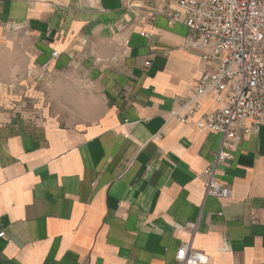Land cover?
I'll return each mask as SVG.
<instances>
[{
    "label": "crops",
    "instance_id": "0c3cea01",
    "mask_svg": "<svg viewBox=\"0 0 264 264\" xmlns=\"http://www.w3.org/2000/svg\"><path fill=\"white\" fill-rule=\"evenodd\" d=\"M39 1L0 0V264H177L185 242L205 264H264V124L217 167L232 196L207 195L222 135L197 120L223 103L173 114L206 67L175 1L95 0L78 21Z\"/></svg>",
    "mask_w": 264,
    "mask_h": 264
},
{
    "label": "built area",
    "instance_id": "2783aa9c",
    "mask_svg": "<svg viewBox=\"0 0 264 264\" xmlns=\"http://www.w3.org/2000/svg\"><path fill=\"white\" fill-rule=\"evenodd\" d=\"M175 3L178 9L168 10L166 15L170 23H183L194 34L191 46L204 50L202 59L206 67L194 97L181 101L186 111L176 110L173 114L186 122L196 112L198 98L208 93L223 103L199 118L197 125L222 135L221 146L203 174L206 194L228 199L233 191L218 180L217 167L234 157L240 129L245 134L259 132L264 124V0H175ZM150 35L141 32V36ZM58 54L57 50L52 52L53 57ZM248 119L252 120V128L244 125ZM175 260L177 264H205L208 256L191 242H185L178 248Z\"/></svg>",
    "mask_w": 264,
    "mask_h": 264
},
{
    "label": "rangeland",
    "instance_id": "374dc122",
    "mask_svg": "<svg viewBox=\"0 0 264 264\" xmlns=\"http://www.w3.org/2000/svg\"><path fill=\"white\" fill-rule=\"evenodd\" d=\"M45 1L46 0H40L39 1L40 4L34 5V6H38L39 8H41L43 6V4H47ZM47 1L51 2L50 5L48 4L50 9L47 12L43 11L41 15L46 13L47 15L52 16V18H53V16L57 15V17H56V19H57L61 15L60 12L64 11L66 13L68 12L69 14H72L74 21L80 20L82 18V17H80V15L83 14V10H89L91 8L92 4H95V0H71L69 3L70 7L67 8V11H66V10H64V6L61 3L57 2V1L54 2V0H47ZM129 1L132 3V2L137 1V0H129ZM140 1L142 2V0H140ZM151 1H157V0H151ZM174 1L175 0H165V2L167 4L173 3ZM86 7H88V9ZM29 8H31V7H29ZM41 11L42 10L39 9V12H41ZM67 16L69 17V15H67ZM52 29H54V28H52ZM55 31H60V27L58 26ZM54 36L56 37V39H60L61 33H58V34L54 33ZM79 43L80 42L78 40V43L75 45L79 46ZM46 65L47 64H44L43 67H46ZM71 68H73V69H71V73L68 72L69 68H66V70H65L62 67L60 69H57L55 72H52V76L57 77V78H59V77H66L67 78V77L79 76L78 69H76L73 65L71 66ZM27 71H28V69H27ZM29 71L33 72V70H31V69ZM75 71H77V72H75ZM86 91H87V86L86 85H80V84L72 85L71 89H70V92H72V93H83ZM77 97H80V96L77 95Z\"/></svg>",
    "mask_w": 264,
    "mask_h": 264
}]
</instances>
